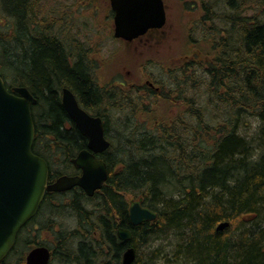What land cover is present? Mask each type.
<instances>
[{"label": "trees", "instance_id": "obj_1", "mask_svg": "<svg viewBox=\"0 0 264 264\" xmlns=\"http://www.w3.org/2000/svg\"><path fill=\"white\" fill-rule=\"evenodd\" d=\"M200 3V38H187L184 56L163 78L144 73L156 91L117 84L118 77L101 88L97 73L90 78L82 64V46L70 65L41 0H0V74L38 100L34 152L48 161L52 179L73 173L71 159L87 142L61 107L62 88L76 89L102 117L127 112L120 120L127 144L112 138L101 155L109 170L103 188L94 197L80 189L47 194V202L59 196L54 203L62 207L48 228L58 264H122L130 247L137 254L132 264H148L162 251L141 249L159 240L171 242L166 264H264V0ZM250 119L261 125L254 138L242 134ZM129 198L142 199L157 219L133 226ZM223 222L229 226L218 231ZM121 227L132 231L131 241L118 238ZM40 233L30 222L2 264H26Z\"/></svg>", "mask_w": 264, "mask_h": 264}, {"label": "water", "instance_id": "obj_2", "mask_svg": "<svg viewBox=\"0 0 264 264\" xmlns=\"http://www.w3.org/2000/svg\"><path fill=\"white\" fill-rule=\"evenodd\" d=\"M115 13V37L132 41L143 36L149 29L162 28L167 21L163 0H111ZM37 100L25 87L9 91L0 75V264L15 246L22 227L38 212L46 192H65L79 186L88 196L103 187L108 179V168L95 154L106 151L110 141L105 137L101 117H93L78 104L74 94L64 90L62 105L74 121L80 133L87 139L89 150L81 151L72 163L82 170L81 175L61 176L49 184V165L33 151L36 140L32 106ZM129 217L134 225L154 221L157 213L132 201ZM229 222L220 223L217 230H224ZM122 240H131L128 229L121 228ZM136 249L123 253L122 264H132ZM51 252L39 246L27 256V264H50Z\"/></svg>", "mask_w": 264, "mask_h": 264}, {"label": "rangeland", "instance_id": "obj_3", "mask_svg": "<svg viewBox=\"0 0 264 264\" xmlns=\"http://www.w3.org/2000/svg\"><path fill=\"white\" fill-rule=\"evenodd\" d=\"M93 1L98 2L97 4H99V7L96 8L99 9H88L90 10V15L87 14L88 16L83 15L84 12H87L85 11L86 8L81 7V11H79L80 7L78 6H83V0H62V5L63 10L74 13L77 30L80 35L79 40H85L87 39L86 37L89 36L92 38L91 44L93 43V48L97 51L92 54V57L95 58L98 69L97 75L103 85H107L111 79L116 77L127 81V85L130 86L134 85V83L140 84L139 80L144 74L143 72H149L152 75L154 74L155 77L163 78L168 73L169 66H174L177 60L184 56L183 52L186 49L187 38L191 34H195L194 39L196 40L202 35L200 31L196 33V25L203 12L200 0H198V3L195 0H165L167 6V24L162 31L157 34V37L153 40H145L141 43L132 44L130 47H124L121 43L116 41L111 34L113 31V24H111V21L106 17V15H108V17L111 18V10L108 8L109 1ZM52 2H55V0ZM194 3L196 4L194 5ZM221 4L224 5L223 3ZM219 7L222 8L221 5ZM124 48L127 49L125 50ZM118 81L116 82L117 84ZM108 113L109 138H115L116 144H118L117 139L120 138V140H122L121 144L125 146L124 144L127 143L125 139L122 138V133H120L122 130L120 120L123 121L125 119L127 112L113 110ZM161 119H164L163 116ZM134 122H137L138 125L144 124V122H139L138 119ZM248 123L249 126L242 132L243 135L254 138L261 133L259 121L250 119ZM59 199V196H57L55 201L58 202ZM129 199L132 200L131 198ZM55 207L56 206H54V208ZM61 208L62 207L55 208L54 210L58 211ZM48 211H50V209H48L47 212ZM39 219H41V217H39ZM63 219L66 225L71 226L73 221L71 217L66 218L64 216ZM50 238L51 237L47 233H43L38 236L37 242L46 240L49 241V245H53V241ZM170 243L169 241L161 240H159V242H152L148 247L143 248V250L145 249L144 251L141 249V254L146 252L148 255L150 250L156 251L160 249L163 253L161 252L160 256H158L159 259L157 258L154 260L155 258L148 257V264H166L167 262L164 257L166 255L165 253L170 250ZM24 251H26V247H24L23 253ZM16 256H18V253ZM51 264H58V262L55 260Z\"/></svg>", "mask_w": 264, "mask_h": 264}, {"label": "flooded vegetation", "instance_id": "obj_4", "mask_svg": "<svg viewBox=\"0 0 264 264\" xmlns=\"http://www.w3.org/2000/svg\"><path fill=\"white\" fill-rule=\"evenodd\" d=\"M52 1H54V0H41L42 4L44 3L45 7L47 9L49 8L48 20H49L50 25L53 26V27H50V29L53 28L54 34L58 37V39H57L58 45L59 46L64 45L65 50L67 52V58L69 59L71 66H74L77 64V55L79 53L78 47L82 46L83 47L82 52H84V54L86 56L84 58H82L81 61H82V64L85 66V68L88 70L90 78L93 79L95 72L97 73L98 69L94 71V67L97 66V64H96L95 58L92 57V54H93V43L91 44L92 38H90V36H89V37H86L87 39L80 41L79 40L80 35H79L78 30H77V23H76V20L74 18V13L73 12L64 13L62 11V9H61V8H63L62 0H55V2H52ZM91 1H93V0H83V6L88 5V2H91ZM107 1H109L108 2V8L111 9L110 0H107ZM164 2H165V0H164ZM88 9L89 8L87 7L85 10L87 12H84L83 15H86V16H88L87 14L90 15V12H89L90 10H88ZM111 13H112V10H111ZM52 14H55V15L52 16ZM111 23L114 25L113 20L111 21ZM40 26L43 29L42 33H44V26L43 25H40ZM160 31H162V29H155V28L150 29V30H148V32L145 35L140 36V37H138L132 41H126V40H122V39H115V40L118 41L119 43H121L124 47H130L132 44L141 43L142 41H145V40L155 39L157 37V34ZM145 43H147V42H145ZM124 49L126 50L127 48H124ZM68 52L70 54H68ZM93 73H94V75H93ZM97 77H98V75H97ZM95 79H96V77H95ZM97 82L101 88L105 87V85H103L102 82L100 81L99 77H98ZM139 82H140V86L147 85L149 88H152V89H155L156 91H158V86L155 84V81L151 79L149 74H143L142 77L140 78ZM118 84L124 85L125 80H122V79L119 80ZM66 88L67 87L62 88L61 92L59 93L60 103H61V107L63 108V110L65 111V113L67 115L66 117L68 119L72 120L62 105L63 96H64V89H66ZM68 89L71 90V92L76 97L79 105L84 110H86L90 114H93V115L96 114V116L102 117V115H99L100 113H95L93 110L89 111L86 108L85 104H83L84 103L83 100L80 98V95H79V93H77L76 89H71V88H68ZM106 118H107V115L102 117L104 124H105L106 136H107V134L109 135V128L106 126ZM87 144H88V142H86L85 148L79 150L76 154H79L83 150H87L88 149ZM100 156H101L100 154L96 155L97 159H100L101 158ZM81 173H82L81 170L74 169L73 173H71L70 175H81ZM56 178L52 181L50 180V183H53L56 180ZM76 189H72L70 191H73ZM54 201H55L54 197L51 200H49L48 202L46 201V198H45L42 205H41L42 207H41L40 211L38 212L37 216L30 221L33 223L35 231H39V232L41 231L40 235L43 233H47L51 237L50 239H52L53 245L55 242V240L53 239L54 236H52L53 233L50 230H48V228L51 227L49 225L50 221H51V218L49 216H50V214H52V212L54 210L53 209L54 206L60 207L58 205V203L56 205V203H54ZM44 206H46V208H45V211L42 212V209ZM48 209H50V212H47ZM39 216L41 217V219H39ZM58 227L59 226L56 225L52 231H54V230L58 231L59 230ZM119 229L120 228H118L117 230H119ZM37 243H38L37 245H42V246H45L48 248H50L52 246V245H49L48 244L49 241H46V240L41 241V242L38 241Z\"/></svg>", "mask_w": 264, "mask_h": 264}]
</instances>
